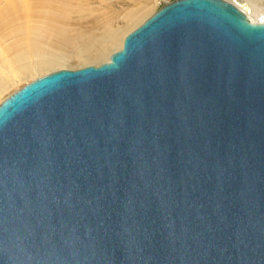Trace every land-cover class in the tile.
Instances as JSON below:
<instances>
[{"label":"water","instance_id":"95a60500","mask_svg":"<svg viewBox=\"0 0 264 264\" xmlns=\"http://www.w3.org/2000/svg\"><path fill=\"white\" fill-rule=\"evenodd\" d=\"M0 264H264V22L172 0L5 97Z\"/></svg>","mask_w":264,"mask_h":264},{"label":"bare ground","instance_id":"6f19581e","mask_svg":"<svg viewBox=\"0 0 264 264\" xmlns=\"http://www.w3.org/2000/svg\"><path fill=\"white\" fill-rule=\"evenodd\" d=\"M229 1L251 21L264 22V0ZM151 2L146 0L140 7L122 3L132 8L125 11L119 26L108 15L94 14L95 0H84L85 10L74 8L67 0H0V94L12 82L39 72L108 60L121 47L124 36L152 13ZM71 60L86 63L72 66Z\"/></svg>","mask_w":264,"mask_h":264},{"label":"rangeland","instance_id":"374dc122","mask_svg":"<svg viewBox=\"0 0 264 264\" xmlns=\"http://www.w3.org/2000/svg\"><path fill=\"white\" fill-rule=\"evenodd\" d=\"M71 5H74V8L78 9V10H85L84 8H86V5L84 3V0H67ZM146 0H95L96 4L95 6L97 7L95 9L94 14L95 15H108L111 17L112 22L117 23L119 26L123 25V18L126 14V10L128 8H132V7H125V5L123 6L122 3L125 2H131V3H135L136 6L140 7L141 4H143ZM153 2H151V5H153L152 7V12L157 10L159 7H161L163 4L172 1V0H152ZM107 7H105L106 5H108ZM111 4V5H110ZM246 5V4H245ZM76 6V7H75ZM2 42H4L3 40H1ZM118 43V42H116ZM8 49V48H7ZM100 60L96 59L95 60H91L89 62H93L94 63H99ZM75 61V64L79 65V63L85 64L84 62H77ZM88 62V61H87ZM102 62V61H100ZM90 63V64H91ZM70 65L75 66L74 62H72V60L69 62ZM74 64V65H73ZM81 66V65H80ZM46 72H39L36 73V75L32 76V77H28L24 80H17L15 82H12L11 85L9 87H7L1 94H0V101H2L6 96H8L10 93H12L13 91H15L17 88H20L22 85H24L27 81L33 79L34 77H37L39 75H42Z\"/></svg>","mask_w":264,"mask_h":264}]
</instances>
